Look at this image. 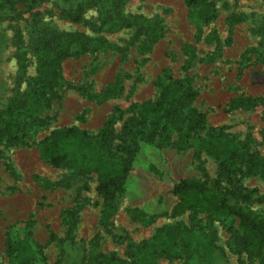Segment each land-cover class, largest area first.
I'll return each instance as SVG.
<instances>
[{"label":"rangeland","instance_id":"374dc122","mask_svg":"<svg viewBox=\"0 0 264 264\" xmlns=\"http://www.w3.org/2000/svg\"><path fill=\"white\" fill-rule=\"evenodd\" d=\"M110 1L0 0V110L16 89L26 88V82L18 77L20 52L26 55L27 74L35 75L34 47L41 34L76 31L106 41L103 48L61 63L60 97L52 101L49 109L40 112L50 120L38 129L34 141L2 147L0 264L10 262L5 242L10 236L20 237L24 233L23 221L32 220V237L45 244L49 231L57 237L65 235L62 211L74 204L78 205L74 238L85 241L86 251L89 252L92 238L98 235L97 251L125 257L126 242L115 241L100 224L101 197L95 190L96 173L79 174L70 167L49 165L41 158L37 142L51 130L69 125L96 133L115 105L120 108V117L113 127L119 132L130 113L126 110L131 103L157 97L155 79L164 69L174 77L193 79L198 92L193 105L205 113L206 130L224 127L236 142L248 141L250 150L264 154L262 105L232 106L236 98L264 97V0H210L216 17L205 25L199 23L195 8L189 9L184 0H124L125 12L159 22L160 36L149 46L144 43L143 35L130 42L133 36L130 28L116 31L102 28L100 11L102 7H109ZM79 6L82 7L80 20L60 14L61 10L72 11ZM232 13L242 20L235 25L231 43L227 45L224 19ZM210 31L215 32L221 47V54L213 59L208 57L216 53V40H205ZM187 46L194 52L190 61L185 52ZM246 51L247 57L242 60L241 55ZM110 84L114 86L108 97L94 99L85 95L99 93ZM176 137L173 134L172 140ZM197 143L196 138L181 147L140 142L130 158L125 184L116 200L114 226L124 229L135 243L149 239L166 224L181 223L189 227L188 240L200 249V254L187 259L160 258L157 264H258L257 258L249 257L243 250L241 231L233 220L220 216L213 219L210 228L203 224L190 227L188 213L171 215L177 202L171 192L172 183L181 178H194L225 196L229 203L264 216V175H237L240 183L257 191L251 201H241L229 193L230 185L219 176L218 160L204 149L199 156L195 154ZM35 175L56 184L52 188L41 187ZM130 207L154 215V222L144 226L131 221L127 211ZM198 217L205 218L206 214ZM44 253L47 263H52L59 253L57 243L46 244Z\"/></svg>","mask_w":264,"mask_h":264},{"label":"trees","instance_id":"16d2710c","mask_svg":"<svg viewBox=\"0 0 264 264\" xmlns=\"http://www.w3.org/2000/svg\"><path fill=\"white\" fill-rule=\"evenodd\" d=\"M123 2L124 0H111L109 7H102V28L107 31L130 28L133 30L130 42H133V38L143 35L146 46L154 43L160 36L159 22L125 12ZM184 3L189 9L195 8L200 24H209L216 17V10L210 0H184ZM81 13V6L72 11H60V14L75 21L80 20ZM241 20L242 18L234 13L225 17V44L231 43L234 27ZM205 40H216V53L208 59L221 54L214 31H210ZM105 42L102 37L91 38L76 31L41 34L34 47L37 67L33 76L27 74L25 52L18 54V77L26 82V88L23 91L16 89L8 104L0 110V154L2 147L33 142L38 129L49 123L50 117L42 116L40 112L49 109L52 101L60 97L63 82L61 63L66 59L103 48ZM185 52L190 61L194 52L189 46ZM246 57L247 51L242 53L241 59ZM155 85L157 97L131 103L126 110L130 113L124 118L119 132L113 127L115 120L120 117V108L115 105L96 133L69 125L51 130L37 142L41 158L49 165L70 167L79 174L96 173L95 190L101 197L100 224L115 241L126 242L125 257L113 252L97 251L98 235L92 238V247L89 252L86 251L85 241L74 238L78 219V205L74 204L62 211V222L66 226L65 235L57 237L49 231L45 244L32 237V220L28 218L23 221L24 233L20 237L10 236L5 242V252L10 259L8 264H48L44 247L52 241L57 243L59 253L50 264H157L160 258L174 260L199 255L200 249L188 240L189 227L181 223L166 224L149 239L138 243L131 242L124 229L114 226L116 200L123 190L130 168V158L137 152L140 142L181 147L196 138L198 143L195 154L199 156L200 151L204 149L218 160L219 176L230 185L229 193L244 202L252 200L256 189L244 186L237 175H264V154L255 149L250 150L248 141L236 142L224 131V127L206 130L205 113L193 105L198 92L190 76L174 77L169 70L164 69L156 77ZM113 86L114 84H110L99 93L86 92L85 95L88 98L102 99L113 92ZM258 104L263 107L264 117V97L247 96L232 101V106L245 108ZM173 134L177 137L172 140ZM262 139L264 140V131ZM34 178L40 180L41 187L52 188L56 184L36 175ZM171 192L177 199L171 210L172 216L188 213L190 227H201L203 224L210 228L213 219L220 216L227 221L233 220L241 231L243 250L249 257L257 258L258 264H264V216L229 203L225 196L211 191L198 179L181 178L172 183ZM127 211L131 221L144 226L152 224L155 220L154 215H146L136 207H130ZM199 214H206V217H198Z\"/></svg>","mask_w":264,"mask_h":264}]
</instances>
